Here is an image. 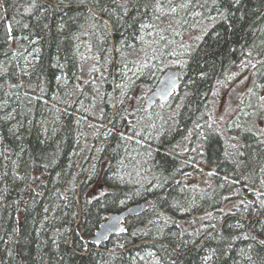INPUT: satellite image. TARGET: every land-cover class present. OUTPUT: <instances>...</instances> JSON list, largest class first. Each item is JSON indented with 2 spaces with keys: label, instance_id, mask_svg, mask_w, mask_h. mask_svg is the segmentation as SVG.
<instances>
[{
  "label": "trees",
  "instance_id": "16d2710c",
  "mask_svg": "<svg viewBox=\"0 0 264 264\" xmlns=\"http://www.w3.org/2000/svg\"><path fill=\"white\" fill-rule=\"evenodd\" d=\"M172 66L168 102L131 98ZM247 68L259 96L264 0H0V264H264V132L212 116Z\"/></svg>",
  "mask_w": 264,
  "mask_h": 264
},
{
  "label": "rangeland",
  "instance_id": "374dc122",
  "mask_svg": "<svg viewBox=\"0 0 264 264\" xmlns=\"http://www.w3.org/2000/svg\"><path fill=\"white\" fill-rule=\"evenodd\" d=\"M195 34L196 33L193 31L190 32L185 40H190V38L196 36ZM180 42L182 43L183 40ZM184 47L185 46L182 44L180 52H178L174 58L178 66L182 64L185 54ZM256 79V72L251 68H247L242 71H237L228 80L217 87L214 98L211 100L213 121L216 124L215 127L219 128L224 133L229 130L232 131L233 133L231 134L235 138L240 134L239 131L242 128L252 129L258 133L264 132V109L262 107L264 101L260 99L264 96V92L262 88L258 96L254 89ZM140 88L137 87L133 91L131 98L138 100V104L140 103L142 107L144 98L141 99V102L143 101V103H141L139 97L141 98V94L143 93ZM128 89L127 87V90ZM127 90H125L122 98L128 93ZM122 100L123 99L120 101ZM241 112L244 113L242 118H240ZM105 127L107 129V126Z\"/></svg>",
  "mask_w": 264,
  "mask_h": 264
},
{
  "label": "water",
  "instance_id": "95a60500",
  "mask_svg": "<svg viewBox=\"0 0 264 264\" xmlns=\"http://www.w3.org/2000/svg\"><path fill=\"white\" fill-rule=\"evenodd\" d=\"M181 85L180 69H167L159 77L154 88L144 100L145 110L153 108L158 102L168 101L174 96ZM147 209L145 201L130 204L118 212H111L107 218L98 226L89 242L101 246L112 236H118L126 232V221L129 217L139 216Z\"/></svg>",
  "mask_w": 264,
  "mask_h": 264
},
{
  "label": "snow or ice",
  "instance_id": "6c2138e0",
  "mask_svg": "<svg viewBox=\"0 0 264 264\" xmlns=\"http://www.w3.org/2000/svg\"><path fill=\"white\" fill-rule=\"evenodd\" d=\"M173 11H175V9H173Z\"/></svg>",
  "mask_w": 264,
  "mask_h": 264
}]
</instances>
